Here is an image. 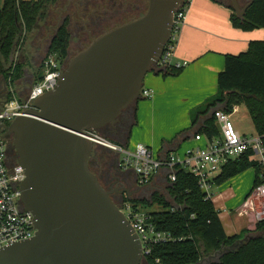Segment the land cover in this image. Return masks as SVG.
I'll list each match as a JSON object with an SVG mask.
<instances>
[{
  "label": "water",
  "instance_id": "1",
  "mask_svg": "<svg viewBox=\"0 0 264 264\" xmlns=\"http://www.w3.org/2000/svg\"><path fill=\"white\" fill-rule=\"evenodd\" d=\"M254 1L240 8L231 0L230 8L242 18ZM182 2L147 0L144 14L92 39L66 62L57 86L35 101L36 110L10 123L3 136L11 138L8 152H15L24 171L21 204L33 215L36 233L1 248L0 264L141 263L138 234L90 170L101 145L86 132L113 127L138 103ZM1 85L6 97L4 79ZM120 193L129 196L128 190ZM254 238L247 234L198 264H210Z\"/></svg>",
  "mask_w": 264,
  "mask_h": 264
},
{
  "label": "trees",
  "instance_id": "2",
  "mask_svg": "<svg viewBox=\"0 0 264 264\" xmlns=\"http://www.w3.org/2000/svg\"><path fill=\"white\" fill-rule=\"evenodd\" d=\"M56 2L57 0H4L0 9V74L4 79L9 77L12 70L10 58L17 49L22 30L30 34L38 19H42L48 7ZM230 21L233 28L244 32L264 29V0H255L242 18L232 11ZM68 48L69 35L63 26L52 38L46 55H56L61 59L67 56ZM224 58V70L217 77V93L191 113V128L200 117H206L196 134H202L208 139L216 136L218 129L214 111L218 109L229 114L234 106L241 105L246 109L255 134L261 137L264 146V40L252 41L245 52L225 55ZM42 67L41 63L33 83L41 79ZM21 72L22 65L16 64L12 81L15 77L19 78ZM154 72L163 77L177 76L181 69L169 66ZM187 131L176 135L173 141L180 139ZM248 169L255 172V188L263 181L260 177L261 168L254 161L251 151L229 161L214 178L213 185H221ZM168 193V198L153 194L147 201L127 197L115 201L119 209L126 204H130L135 211H142L153 205L161 209L147 213L148 223L153 226L155 232L169 234L170 239L147 242L141 262L198 264L222 248L231 247L249 234L255 238L224 253L210 264H264V219L257 221L252 231L244 230L238 235L227 236L210 196L207 197L200 190L196 179L189 172L180 168L176 171V181L171 184Z\"/></svg>",
  "mask_w": 264,
  "mask_h": 264
},
{
  "label": "crops",
  "instance_id": "3",
  "mask_svg": "<svg viewBox=\"0 0 264 264\" xmlns=\"http://www.w3.org/2000/svg\"><path fill=\"white\" fill-rule=\"evenodd\" d=\"M65 2L66 0H57L54 5L48 7L42 18L44 30L39 32L41 39L35 47V54L49 38L50 23L53 21V18L49 17V12L53 10L56 17L60 16ZM238 3L244 6L246 0H238ZM55 5L58 10L52 9ZM231 13L232 10L226 0H191L173 55L174 63L186 62L187 65L177 76L163 77L154 71L145 76L143 88L150 90L152 97L138 101L134 120L126 135L120 142L113 143L143 145L158 154L177 151L180 146L190 148L196 145L193 136L203 125L206 117H200L191 128V113L216 95L217 77L224 70L225 55H238L247 50L250 42L264 40L263 28L249 32L233 28L230 21ZM42 19L39 18L38 21ZM45 49L47 50V46ZM2 79L0 75V82ZM2 88L1 85L0 90ZM237 114L248 116L243 106L234 107L229 113L230 118ZM186 130L188 131L182 134L180 139L173 141L176 135ZM122 174H127L133 179L136 192L132 197L137 201H147L153 194L169 197L168 190L171 184L164 172L155 175L144 186L137 184L132 171ZM254 180V170L248 169L221 185H213L210 189V199L218 211L227 236L254 229L257 222L253 216L254 209L251 203Z\"/></svg>",
  "mask_w": 264,
  "mask_h": 264
},
{
  "label": "built area",
  "instance_id": "4",
  "mask_svg": "<svg viewBox=\"0 0 264 264\" xmlns=\"http://www.w3.org/2000/svg\"><path fill=\"white\" fill-rule=\"evenodd\" d=\"M191 0H183L174 14L171 37L165 45L161 58L157 61L155 68L163 70L169 66L175 69L184 68L187 63H174L173 55L177 39L182 27L185 24L186 13ZM17 49L12 54V70L7 79H4L6 97L0 92V249L31 239L36 230L34 227L33 215L26 211L21 204L20 185L25 179L23 169L18 165L17 160L10 164L8 159L9 140L3 135L10 123L17 117L29 116V113L36 110L35 101L45 93L53 90L63 73V65L56 55H46L42 61L41 79L32 83L29 90L21 89L17 92L12 82V73L17 57ZM19 90V89H18ZM141 99H149L152 92L142 88ZM218 134L206 138L202 134H195L193 140L196 145L187 148L181 156L175 153H160L154 156L151 149L143 145H121L105 140L95 132H86L88 137L96 139L101 147L114 152L118 156V167L122 173L132 171L136 176L139 186L148 184L151 179L161 172H164L170 184L176 181L178 168L189 172L197 181L200 190L210 196V189L213 186L214 178L229 161L238 159L244 153L251 151L253 159L261 168V184L252 189V205L259 209L254 213L256 221L264 219V146L261 137L242 136L234 128L230 115L222 110H215L213 113ZM130 225L138 234L144 246L147 242L168 241L170 235L167 233L155 232L148 223V214L143 211H135L130 204L120 209ZM144 253V252H143Z\"/></svg>",
  "mask_w": 264,
  "mask_h": 264
},
{
  "label": "flooded vegetation",
  "instance_id": "5",
  "mask_svg": "<svg viewBox=\"0 0 264 264\" xmlns=\"http://www.w3.org/2000/svg\"><path fill=\"white\" fill-rule=\"evenodd\" d=\"M142 1L143 0H66L63 6L64 9L62 10L60 16L56 17L52 12L53 10L49 12V17H52L53 21L50 23V35L47 48L52 38L63 26L66 27L69 35V46L70 42L76 38L78 41L90 43L92 39L97 38L104 33L101 31L102 24L104 25L109 20L113 21L116 18L122 17V15H124L127 11L133 10L138 12ZM226 1L229 3L228 5L232 7L231 0ZM248 1L249 0H246V4ZM237 4L240 8L243 7L239 5L238 0ZM56 7L57 6L55 5L52 9L56 10ZM45 50L37 51L33 57H40V60L42 61L46 56L45 53H47V50ZM70 56L71 53L69 50L67 52V59L62 63L63 68ZM21 60L25 62L27 59L26 57H23ZM31 79L25 78L24 82L26 81L28 86L24 84L25 86L22 87L23 90H29L33 83V80ZM134 114L135 105H132L121 113L113 127L107 126L95 133L99 136H101L100 133H103L105 136L113 139H122L126 135L127 130L134 120ZM8 140L11 144V138H8ZM114 156V167H108L104 163L101 153H95L89 160V167L93 174L97 177L103 189L110 192V196L115 202L118 198H131L136 192V186L133 184L134 181L129 175L121 173L118 167V156L116 154H114ZM8 159L10 164L17 160L15 152L12 149L8 152ZM124 190H128L129 196L126 193H120Z\"/></svg>",
  "mask_w": 264,
  "mask_h": 264
},
{
  "label": "rangeland",
  "instance_id": "6",
  "mask_svg": "<svg viewBox=\"0 0 264 264\" xmlns=\"http://www.w3.org/2000/svg\"><path fill=\"white\" fill-rule=\"evenodd\" d=\"M3 2L4 0H0V9L3 6ZM131 2V1H130ZM127 3V2H126ZM229 4V3H228ZM147 9V0H143L141 3V7L140 10L137 11H127L124 15H122V17L120 18H116L115 20H109L107 23H105L104 25L102 24V32H107L117 26H120L121 24L130 22L134 19H136L137 17L141 16L142 14L145 13ZM40 30H44V26H43V19L40 21H37L35 29L30 33V34H26L23 30L21 32V35H19V41H18V46H17V59H16V63L17 65L20 64L22 65V72L21 75L19 76V78L15 77V79L12 81L13 84H15L17 92H19L23 86H25L24 84H26V81L24 82V79H31L34 81V77L35 74L39 69L42 61L45 59V57L43 58V60H40V57L38 58H34L33 56L35 55V47L37 46V44L39 43V39H41V35H40ZM76 38V36H75ZM49 43V38H47L46 41H44L42 43V47L41 50H45V47L47 46V44ZM89 43L87 42H83V41H78L77 38L72 40L70 42V46L68 48V51L70 50L71 56L68 59V61L74 56L76 55L78 52H80V50H83ZM40 56V55H39ZM23 57H26V61L23 62L21 59ZM14 56H11L10 61L12 63V60L14 59ZM67 59V56L64 58L59 59L61 64L64 62V60ZM8 67V66H6ZM1 75V74H0ZM28 86V84H26ZM142 100H147V99H142ZM241 107V105H238ZM237 107V106H234ZM233 107V108H234ZM241 111V110H240ZM234 128L240 133V135H245L246 137H250L255 135V131H254V127L251 123V120L249 119L248 116H243L241 114H237L235 116H233L232 118H230ZM100 135L105 138V140L110 141V142H120V140L117 139H113L110 137L105 136L103 133H100ZM105 136V137H104ZM187 148L185 146H180L179 150L175 151L176 156H181L185 150ZM154 156H156L158 153L154 150L152 151ZM95 153H101L102 155V159L104 161V163L108 166V167H114V152L104 148L103 147H99L95 149ZM214 189V188H213ZM212 189V190H213ZM211 190V191H212ZM131 199L135 200L134 197H131ZM251 199H252V194H251ZM251 201V200H250ZM252 203V201H251ZM254 209H256V211L259 209V206L256 204V207L253 206ZM161 210L157 205H153L152 207H147L145 209H142V211L144 213H150L153 211H158ZM253 212L255 213V210H253ZM253 213V216H254ZM140 264H144L143 262H141Z\"/></svg>",
  "mask_w": 264,
  "mask_h": 264
}]
</instances>
